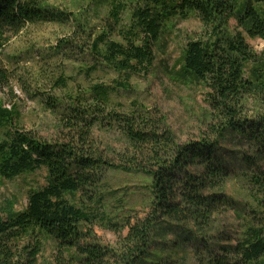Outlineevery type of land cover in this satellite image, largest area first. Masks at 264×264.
Wrapping results in <instances>:
<instances>
[{"label":"trees","instance_id":"1","mask_svg":"<svg viewBox=\"0 0 264 264\" xmlns=\"http://www.w3.org/2000/svg\"><path fill=\"white\" fill-rule=\"evenodd\" d=\"M130 2L131 9L117 0H90L95 7L107 3L114 26L96 34L84 10L76 17L50 9L46 0H0V51L5 33L73 21V36H83L88 49L74 46L69 36L54 46L56 56L77 61L76 48L117 75L142 76L152 67L154 46L167 25L196 16L202 36L185 44L179 74L207 91L205 128L180 143L157 110L140 108L129 115L109 110L111 91L95 85L67 97L58 124L63 135L47 141L17 127L14 110L0 100V187L40 169L46 173L45 185L29 193L23 209L14 211L9 204L0 217V264H38L48 242L57 252L56 264H187L189 252L196 264H256L264 255V58L247 42L264 41V0ZM122 14L128 25L114 40L110 36ZM250 103L256 106L253 116L245 112ZM104 127L120 136L122 149H100L95 133ZM228 138L245 141L250 150L237 159L250 172L241 179L254 216L236 236L218 228L227 212L243 219L224 191L233 177L221 146ZM109 170L141 173L149 182L142 216L115 223L100 215L119 236L114 248L89 241L81 229L94 218L80 206L82 198L94 194L101 203L98 188Z\"/></svg>","mask_w":264,"mask_h":264},{"label":"rangeland","instance_id":"2","mask_svg":"<svg viewBox=\"0 0 264 264\" xmlns=\"http://www.w3.org/2000/svg\"><path fill=\"white\" fill-rule=\"evenodd\" d=\"M117 1L132 8L130 0ZM46 2L50 9L73 13L76 17L84 10L89 14L90 25L95 27L96 34L111 24L107 3L95 7L94 3L90 5V0ZM127 25L128 17L122 14L120 26L110 37L119 40L117 33ZM76 26L77 22L73 21L64 25L37 24L26 26L18 35L4 34L6 42L0 51V100L5 108L14 110L17 127L41 139L55 141L63 135L58 131V124L60 114L66 109L67 97L90 92L93 86L100 85L111 91L109 110L128 115L140 108L157 110L180 143L197 138L204 130L209 111L207 91L196 83L183 81L179 74L185 44L189 39L202 36L203 28L196 16L182 21L174 19L167 25L154 46L152 67L148 74L142 76L117 75L96 62L94 64L87 54H82L76 48L74 55L77 61L56 56L54 46L69 36L74 46L88 49L83 36H73L77 31ZM111 27L114 29L112 24ZM231 27H234L233 23ZM247 42L252 53L264 58L263 40L248 39ZM49 103L55 108H49ZM255 110L256 106L252 103L245 107L249 116H253ZM95 135L100 149H122L121 138L113 130L104 127L97 130ZM221 146L233 173L224 191L236 202L243 219L227 212L218 221V228L236 236L240 226L254 216L251 213L252 198L247 193V184L241 179V175L250 172L237 159L241 155H250V150L245 141L233 138H228ZM45 175L44 169H40L4 181L0 187V217H4L9 204L13 205L14 211L23 209L29 193L45 185ZM148 185V180L141 173L109 170L98 188L101 203L97 204L94 194L86 193L80 205L86 207L94 217L90 225L81 228L83 233L89 235V241L107 248L116 247L119 236L103 224L100 215L115 223H121L129 215L142 216L150 200ZM56 258L57 252L48 242L43 246L38 264H56ZM187 264H196L192 252L188 253ZM256 264H264V255Z\"/></svg>","mask_w":264,"mask_h":264}]
</instances>
